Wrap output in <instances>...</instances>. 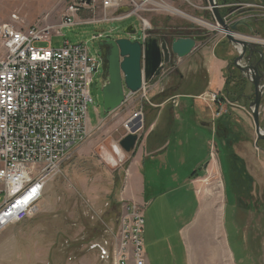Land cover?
<instances>
[{"label": "rangeland", "instance_id": "1", "mask_svg": "<svg viewBox=\"0 0 264 264\" xmlns=\"http://www.w3.org/2000/svg\"><path fill=\"white\" fill-rule=\"evenodd\" d=\"M80 1L0 0V25L51 27L52 37L38 46L59 48L65 42L82 45L89 56L97 59L100 41L93 37L139 40L143 26L139 17L151 28L146 32V38L158 37L159 41L164 39L171 43L192 31L197 34L198 45L191 54L183 59L172 58L145 91L151 92L154 88L172 96L174 92L183 91L180 80L183 75L188 80L198 75L205 90L209 80H213L214 85L209 90L220 93L215 95L217 101L206 98V102L213 110L209 123L214 124V135L211 136V129H203V135L208 134L212 143H204V159L196 172L200 177L204 237L203 240L197 238L196 244H192V252L202 257L197 259L198 264H264V141H256L251 117L254 90L245 79L239 78L235 69L231 68L232 73L228 74L226 69L232 65L238 52L227 42L224 30L218 28L220 25L215 21L208 0H150L148 4L137 0L136 4L126 3L128 6L124 8L128 11L122 13H119L121 9L104 11L99 0H89L91 5L82 9L72 26L57 29L68 6ZM130 12H137L139 17L133 15L119 22L111 21L124 19ZM261 14L258 13L259 18ZM14 15L17 21L12 20ZM128 26H133L135 35L125 34ZM233 36L241 40L247 37L244 41L264 48L263 30L254 35ZM212 52L220 67L211 76L206 66L210 65ZM181 60L187 62L183 67L179 66ZM233 71L237 74L236 80H233ZM101 73L100 66L89 88L92 103L87 107V140L70 151L57 172L48 179L34 212L24 221L0 231V264H133L132 250L124 263L118 256L122 223L130 221L135 213L133 207L144 221L142 244L147 258L151 257L155 264H168V256L174 255L178 264H185L184 257L188 256L189 250L179 230L183 224L171 220L176 212L168 206L192 203V194H185L180 188L185 185L182 184L184 177L193 173L191 167L200 153L196 156L197 151H193L194 156L190 153L188 161L184 163L182 160L181 164L169 160L161 165V155L154 158L146 167L147 191L153 203L150 207L135 205L133 194L126 193L131 154L146 128V108L153 105H150L149 95L144 101L140 100L141 93H138L129 96L115 112L104 115ZM170 101L176 106L175 101ZM140 103L147 105L143 107L141 124L134 127L138 128L135 132L138 139L134 148L126 153L119 143L130 134L124 126L139 111ZM259 124L264 134V87ZM212 155H216V166L204 170ZM186 187L191 188L189 184ZM169 189L175 193L163 194ZM2 200L0 198V203ZM188 208L191 209V205ZM147 236L151 249L155 251L152 256H148ZM162 254L166 260L158 259Z\"/></svg>", "mask_w": 264, "mask_h": 264}, {"label": "built area", "instance_id": "2", "mask_svg": "<svg viewBox=\"0 0 264 264\" xmlns=\"http://www.w3.org/2000/svg\"><path fill=\"white\" fill-rule=\"evenodd\" d=\"M136 1L99 0V6L117 12ZM141 2L148 4L150 0ZM90 5L82 0L68 6L57 29L72 26L74 18ZM129 14L122 19L139 17L137 12ZM139 19L145 38L150 26ZM12 20L17 21V16ZM52 29L0 25V231L34 212L48 179L68 153L88 138L87 107L92 103L89 88L100 60L89 56L82 45L65 42L59 48L38 46L52 37ZM150 82L138 92L140 100H147L150 91L145 87ZM136 94L128 93L126 101ZM215 95L207 98L215 100ZM142 118L139 108L124 126L127 133L141 124ZM133 210L130 221L122 223L118 256L124 263L132 250L133 264H145L144 221L135 207Z\"/></svg>", "mask_w": 264, "mask_h": 264}, {"label": "crops", "instance_id": "3", "mask_svg": "<svg viewBox=\"0 0 264 264\" xmlns=\"http://www.w3.org/2000/svg\"><path fill=\"white\" fill-rule=\"evenodd\" d=\"M198 36L200 35L198 34ZM185 37L193 38L196 42V46L198 45L197 34H188ZM185 63L187 62L181 60L179 62V66L181 65L183 67ZM206 67L208 75L210 74L211 76L219 70L220 63L219 60L213 56V52L210 59V65ZM180 80L183 84V87L181 88L183 91L174 92L172 96L170 94L166 95L163 90L155 91L153 88V90L149 93V98L154 103H151L149 100L150 105L153 106L147 107L145 113L143 112V107L147 104L140 103L139 108H141L142 112L145 114L146 128L143 136L137 143L135 151L131 154L132 159L129 167L130 178L129 183L126 186V193L133 194V198L135 199L133 203H136L135 205L138 204L139 206H142L147 204L149 205L148 207H150L153 202H150V197L147 191L149 186L147 187L146 167L155 160L154 158L161 155V158L163 159L161 162L159 161L161 165H164V163L169 160H173L181 164L182 160L184 163L188 161V155H190L193 151V153H195V150L197 151L196 156L200 153V157H195L194 165L191 167V172L193 173L184 177L182 184L185 185H182L180 188L185 194H192V203L188 205L178 204V206L175 207L173 205H167L170 207L171 211L176 212V215L173 216L171 220L181 221L183 224V227L179 230L180 234L182 233L181 237L189 250L188 256L184 257L185 264H198L197 259L201 256L199 257L197 252H194L193 254L192 244H196L195 241L197 238L203 240L202 237H204V234L201 230L203 209L201 203V191L199 190L200 188L198 183L200 177H198L196 172L204 159V154L202 155V147L204 146V143L206 142V145L212 143V141H209L210 139L208 140V134L206 136L203 135V129H211V136L213 137L214 135V124H210V111L213 110L206 102V98L208 94L211 95L220 92L218 90L216 92L209 90L210 86L214 85L212 79L209 80L206 90L203 88L204 85H202V80L198 75L190 77L189 80L183 75ZM203 94L207 95L204 97ZM170 99L175 101L176 106L171 104ZM181 148L184 149L181 150ZM215 156L216 155H212V160L206 163L208 165H205L206 167H204V170L205 168L207 170L213 169L214 166H216ZM177 169L178 167L175 170ZM187 184L191 186L190 190L187 189ZM164 193L170 195L175 192H173V189H169L166 192L163 191V194ZM151 194L152 193H150V195ZM190 205L191 209L188 208ZM187 211H190L189 215L187 214ZM176 218L179 219L177 220ZM146 241V245L148 243L150 248L148 256H152L151 254H154L155 251L151 249L152 246L148 236ZM143 253L145 256V264H155L151 257L148 259L145 252ZM203 257L205 258L207 256L203 255ZM158 259L166 260V256L162 254V256ZM168 260V264H178V258L174 255L168 256Z\"/></svg>", "mask_w": 264, "mask_h": 264}, {"label": "water", "instance_id": "4", "mask_svg": "<svg viewBox=\"0 0 264 264\" xmlns=\"http://www.w3.org/2000/svg\"><path fill=\"white\" fill-rule=\"evenodd\" d=\"M89 2V0H87ZM215 21L223 26V20L217 12L216 3L208 0ZM127 8H122L119 13L127 12ZM231 29L225 28V37L239 53L237 59L233 61L235 68L246 75L248 70L239 65L245 52L251 57L257 53V48L262 47L250 41L234 38ZM125 34L133 36L135 30L133 26H128ZM99 60L101 64V93L102 110L104 115H109L118 110L126 101V94L138 93L144 83H148L161 75L165 66L171 62V57L178 59L185 58L195 49L196 42L191 37L177 38L167 43L164 39L158 40L156 37H145L131 41L129 39H119L98 42ZM239 47V50L236 49ZM254 87V100L250 103L251 117L254 124L256 141H264V134L259 124V105L261 102L264 82L245 77ZM138 128H133L120 143L119 146L129 153L137 142L138 136L135 134Z\"/></svg>", "mask_w": 264, "mask_h": 264}, {"label": "flooded vegetation", "instance_id": "5", "mask_svg": "<svg viewBox=\"0 0 264 264\" xmlns=\"http://www.w3.org/2000/svg\"><path fill=\"white\" fill-rule=\"evenodd\" d=\"M204 2L205 0H200ZM217 6V12L221 19L223 20V26H218V28L222 29L225 28L231 29L235 27V31H232L233 34H240V35H254L258 32V30H263L264 32V0H213ZM207 13V12H206ZM258 13H262L261 18L258 17ZM203 14V11H202ZM209 17V14L208 16ZM123 19L117 20L118 22ZM217 25V24H216ZM127 29V28H126ZM151 29V28H150ZM135 30V29H134ZM193 31L189 33V35H193ZM127 35V34H126ZM99 37L98 35L94 36V38ZM125 39V38H120ZM158 39V37H157ZM95 40L98 41H110L103 39L102 37L96 38ZM114 40V39H113ZM119 40V39H115ZM114 40V41H115ZM130 40V39H129ZM247 40V37L244 38ZM239 53L235 59H237ZM174 57H171V59ZM240 66H243L248 70L247 74L244 75L235 68V66L230 64L226 69L228 74L231 75V71L235 69L238 71L239 78L245 79L253 88L252 84L245 78L246 76L251 79L256 80H263L264 82V48L260 47L257 48V53H254L251 57L249 56L248 52H245L242 56V60L239 62ZM101 66V64H100ZM232 68V70H231ZM99 71V70H98ZM97 71V72H98ZM233 80H236L237 74L233 71Z\"/></svg>", "mask_w": 264, "mask_h": 264}, {"label": "bare ground", "instance_id": "6", "mask_svg": "<svg viewBox=\"0 0 264 264\" xmlns=\"http://www.w3.org/2000/svg\"><path fill=\"white\" fill-rule=\"evenodd\" d=\"M196 47V46H195ZM92 85V84H91ZM126 94V93H125Z\"/></svg>", "mask_w": 264, "mask_h": 264}]
</instances>
